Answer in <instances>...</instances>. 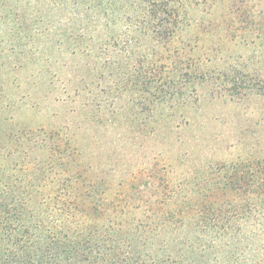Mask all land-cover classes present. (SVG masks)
<instances>
[{"label":"rangeland","instance_id":"rangeland-1","mask_svg":"<svg viewBox=\"0 0 264 264\" xmlns=\"http://www.w3.org/2000/svg\"><path fill=\"white\" fill-rule=\"evenodd\" d=\"M146 1L0 0V202L33 193L44 158L166 222L141 235L154 247L190 238L198 264L262 263L264 215L243 205L264 194V0H183L165 40L136 25ZM180 61L204 75L170 84Z\"/></svg>","mask_w":264,"mask_h":264},{"label":"trees","instance_id":"trees-1","mask_svg":"<svg viewBox=\"0 0 264 264\" xmlns=\"http://www.w3.org/2000/svg\"><path fill=\"white\" fill-rule=\"evenodd\" d=\"M143 4V9L146 7L149 11L148 16L137 17L136 25H148L154 40L170 38L186 20V13L179 12L185 6L183 0H147ZM99 24V19L92 17L87 28L95 29L98 33ZM108 37L105 34L104 41ZM178 63L180 65L174 67L177 78H166L174 86L180 81L181 75L190 74L193 79L204 75L189 62ZM162 88L169 87L160 82L157 91L163 92ZM171 90L170 85L162 101H171L177 93ZM54 168L50 160L39 159L34 165L36 189L33 193L26 197L25 193H12V202H0V237L4 242V247H0V264L200 263L194 253L190 252L192 257L187 259L181 251L179 244L191 245L190 238L165 243L161 247H154L153 241L142 239L144 232H153L166 222H155L154 225L142 223L137 214L144 209L141 215L144 216L145 207L135 205L126 192L111 193L107 179L90 178L70 172L65 167L60 171H54ZM122 194L125 196L121 197ZM249 194L253 198L243 207L249 213L264 215V194L258 191ZM206 195L202 194V201ZM199 211L208 212L202 204ZM207 225L215 226H203ZM245 225L233 224L226 228L241 231ZM191 227L198 228L199 224L195 223ZM217 239L215 237L212 244ZM202 244H205V240H202ZM259 264H264V260Z\"/></svg>","mask_w":264,"mask_h":264}]
</instances>
